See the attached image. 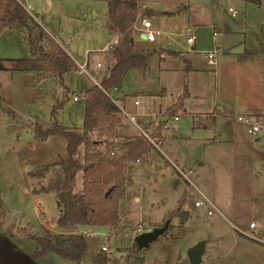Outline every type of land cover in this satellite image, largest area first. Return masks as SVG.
Segmentation results:
<instances>
[{"label":"rangeland","instance_id":"obj_1","mask_svg":"<svg viewBox=\"0 0 264 264\" xmlns=\"http://www.w3.org/2000/svg\"><path fill=\"white\" fill-rule=\"evenodd\" d=\"M26 1L28 6L32 5L30 9H36L37 0ZM142 1L154 9H178L162 18L157 14L144 15L150 20L152 30L161 29L159 34L154 32L155 40L175 50L178 56L173 53L174 56L162 57L159 53H166L165 50L156 51V60H152L145 75L148 82L144 81L143 85L163 90L154 88L160 94L149 101L147 109L146 97L138 90L142 80L137 70L128 71L118 93L112 88L113 96L125 110L130 109L128 103L136 97L138 108L151 113L156 122L165 118V128L162 125L159 138L152 136L155 144L147 143V157L128 164L124 195L118 202L119 222L111 228L83 226L97 238L99 245L105 244L106 253L121 264L134 243V235L161 224L164 216L180 201L188 217L178 223L176 215L172 216L164 234L138 248L135 255L140 263H224L236 253L233 236L244 237L236 228L246 229L249 219L264 222V161L259 156L264 155V139L252 138L245 125L235 119L238 97L241 101L250 96L264 105V53L260 51L264 43V0L257 3L138 0ZM191 5L192 10L187 9ZM228 8L234 10L232 15ZM139 19L137 22L135 18L136 26ZM194 21L200 25L196 31ZM187 25L193 34L190 43L186 41ZM132 31L137 32L135 28ZM23 35L24 30L20 29L0 32V229L12 234L21 244L25 230L54 233L65 227L67 231L78 227L54 226L60 211L55 191L40 189L57 166L49 165L48 175L43 178L32 175L47 162L65 156L64 139L58 133L34 139L31 127L35 121L44 126L53 120L61 126H81L82 90L92 82L77 66L76 70L64 72L60 82L53 76L37 79L33 70L15 69V58L28 55ZM211 46L217 50L212 56L213 63H208L203 51ZM179 56L191 57V68H186ZM238 56L251 58L240 62ZM73 57L77 61L83 59L79 55ZM103 70L104 65L98 77ZM62 88H67L66 97L52 115V106L61 99ZM72 93L76 94V100H71ZM175 102L178 104L173 109L171 104ZM163 110L165 115L161 113ZM119 111V130L129 134L118 137L120 134L117 136L115 132L111 139L122 144L126 137L133 136L131 133L138 132V127L151 131L148 124H141L142 127L136 124V129ZM171 112L177 115L176 120ZM205 113L207 116L201 117ZM137 117L140 118L136 114ZM149 117V114L141 116L144 122ZM75 155L81 160L80 145ZM80 183L78 171L74 189ZM34 198L38 199L40 207L35 205ZM195 199L201 200L197 206L193 205ZM198 240H205V251L197 263H192L186 249ZM33 244L28 240V246ZM209 252L213 256H208ZM135 255L129 256L128 264H136Z\"/></svg>","mask_w":264,"mask_h":264},{"label":"trees","instance_id":"obj_2","mask_svg":"<svg viewBox=\"0 0 264 264\" xmlns=\"http://www.w3.org/2000/svg\"><path fill=\"white\" fill-rule=\"evenodd\" d=\"M23 0H0V32L3 29L24 30L23 43L27 49V57L15 58L17 70H33L37 79L55 77L60 82L62 74L76 70L74 60L63 47L50 36L43 27L22 5ZM257 3L259 0H246ZM107 18L112 29L117 33V41L110 49V61L98 77L82 90L83 119L79 127L58 125L54 120L47 125L32 123L34 139H44L47 135L58 133L65 142V156L60 160L44 164L42 170L32 173L41 177L48 172L49 165L57 166L47 176V183L40 189L52 188L60 208L56 216L57 226L71 225H107L114 227L119 222L118 202L124 195V173L127 161H135L146 155L147 141L139 133L122 142V150L117 154H109L112 142L110 137L120 123L118 106L103 91L118 88L127 70L131 68L147 69V59L153 49H136L132 39L131 23L139 12L145 15L159 12L139 8L136 0H105ZM264 43L260 51L264 53ZM1 67V65H0ZM67 88H62L61 99L56 101L51 114L61 105L66 97ZM173 109L175 104L171 106ZM171 108V109H172ZM163 122L150 125V135L160 137ZM96 129L107 138L103 147L98 139L92 138L88 132ZM82 148V158L76 157L77 147ZM80 171L81 183L74 189L76 173ZM179 201L164 217L171 218L180 209ZM170 221V220H169ZM169 221L164 234L169 228ZM30 229V226L27 225ZM21 229H24L23 227ZM24 238L34 243L33 253L39 257L44 252L51 253L72 263L88 261L90 264H114L117 259L109 256L100 248L97 238L91 231L42 234L37 231H23ZM156 240V239H155ZM153 240V241H155ZM152 241V242H153ZM138 247L133 243L123 256L121 264H128L129 256L135 255ZM136 264H141L135 255Z\"/></svg>","mask_w":264,"mask_h":264},{"label":"crops","instance_id":"obj_3","mask_svg":"<svg viewBox=\"0 0 264 264\" xmlns=\"http://www.w3.org/2000/svg\"><path fill=\"white\" fill-rule=\"evenodd\" d=\"M33 1L35 0H32L31 3H33ZM136 2L139 8H146V9L148 8V9L158 11L159 14H157L156 16L160 18H162L166 14H171L175 12L176 10H178V9L176 10L154 9L152 6L147 7L143 1L140 3L138 2V0H136ZM35 4L37 5L35 7L36 9L32 10L30 9L32 5L28 6V1L26 0L22 1V5L25 7V9L30 14H32V16L35 18L36 21H38V23L43 27V29L63 47V49L68 53V55L74 60L75 64L86 61V64H88L89 66V70H91L92 65H93L92 60H95V61L100 60L101 66L104 65V68H105V66L110 61L109 56H110L111 48H108V47L113 45L112 42L115 39L117 40V33L112 29L108 21V18H107L105 0H37ZM192 8H193V5L188 6L187 9L192 10ZM144 15H145L144 13L139 12L136 16L137 22H138V19ZM193 26H194L193 27L194 30L196 31V29H199L200 27L199 22L194 21ZM206 26L207 25L205 24V27ZM188 27L189 26L187 25L185 28L187 29ZM155 30H157L156 33L159 34L161 29H155ZM131 34H132L133 44L136 49H143V50L153 49L154 50L152 55L149 56L147 59V69L142 70L140 68H131L127 70L124 75L125 77L128 71L130 70L139 71L138 73L141 75L142 83L138 85V90L139 92L142 93V95H144V97H146L145 108L147 109L149 105V101L154 96L160 94V92H156L154 88L158 89V91L159 89L163 90L162 87L148 88L149 85L148 86L143 85L144 81L145 83L148 82V80H146L145 78V75L151 66L152 60L153 59L156 60V56H155L156 51L158 49L165 50L166 53H159L162 57H164L165 55H170V54L171 56H174L172 55L173 53H176L178 56V53L175 50L167 49L166 47H164L162 43L158 41V39L155 40V37H153L152 40H147L144 38V36H142L140 33L139 34L136 33L135 31H132ZM208 49H212V46L210 48H207V50ZM76 55L83 56V59L81 61L75 60L73 56H76ZM177 56L175 55V57ZM179 57L183 58L186 68H191L189 65V62H191V59H192L191 57L189 56L187 57L179 56ZM100 58H103V60H101ZM237 58L238 60H241L240 62H246V61H249L251 57L250 56H238ZM118 90L119 89L116 88L115 91L118 93ZM118 97L121 98V96H118ZM134 99L137 100L136 103H133ZM181 102L182 101H179L178 103L181 104ZM178 103H176L175 105L177 106ZM138 104H139V100L136 97H133L131 104L128 103V106L130 108L129 110H125L123 106H120L123 109V111H125L126 113H133L134 117L137 114V116L140 117V118L137 117V119L135 118L136 120L135 122H133L134 124L133 125L131 123L132 121H130L127 118V116L122 112L123 116L130 121V122L127 121L128 123H130L132 126H134L137 129L136 124L138 125L148 124V127H150L151 123L156 124L159 122H163L164 128H165V118L156 122L155 119L152 117L153 115H151V113H147L146 110H142V109L140 110V107L138 108ZM173 104L174 103H172L171 106ZM235 104L238 106L237 113L264 114V105L259 102H256L250 96L245 97L241 101L238 97V99H236ZM166 107L164 108V110L166 109ZM134 108H136L138 111H135ZM164 110L163 112H161L162 114H164ZM133 111H135L136 113ZM148 114L150 115V117L147 119V121L144 122L141 116L148 115ZM171 114H173L172 115L173 119L176 120L177 115L172 112ZM174 115H176V118H174ZM119 127H120V123L117 126V129L115 130V132L117 133L116 134L117 136L118 134L121 135V136L119 135L118 137H123L129 134V133L126 134L123 131L121 132V130H119ZM164 128L162 130V137H164V134H163ZM138 133H139V130L138 132L131 133V134L135 135ZM126 139L128 138L126 137ZM148 153L149 151L147 152V154ZM259 156L264 161V155H259ZM146 160H148V158ZM56 161L57 160L53 162H56ZM53 162H47V164H50ZM130 162H134V161H129L128 163H126L127 165L125 168V172ZM171 163L173 167L177 169L176 164L173 162ZM50 166L53 167L52 165ZM177 170L179 171V169ZM187 170L190 171L191 169L189 168ZM44 175L47 176L48 172L45 173ZM41 178L43 177L41 176ZM124 181H125V173H124ZM79 187L80 186H78V188H76L75 190H78ZM24 190H25V193L28 192L27 189H24ZM35 190L36 189H34V191ZM3 198H6V196H3ZM33 200L35 202V205L37 207H40L38 199L34 198ZM180 208H183V207L180 206ZM175 217H177V214ZM187 217H188V213H187L186 218ZM251 220L255 222L256 230H264V222H261V221L259 222V221H256L255 219H249L248 222ZM248 222H247L246 229H243V230L248 229ZM178 223H181V222H178ZM54 226H57V224H55V221H54ZM73 226H78V227L70 231L65 230L66 229L65 227L63 230H58L57 232H54V233H42V234H55L58 232L70 233V232L88 231L87 228L84 227L83 225H73ZM239 229L241 228H236V230L239 233H241ZM244 237L246 236L244 235ZM244 237L233 236L232 243L237 244L236 253L233 257L229 258L227 261H225L224 263H220V264H264V245L248 237L246 238ZM28 240L29 239L27 238L21 239V241L25 245L24 246L23 244L15 240L12 234L8 233L5 230L0 229V264H77V263H72L59 256H56L55 254L48 252V251L44 252L41 256L37 257L33 253L34 244L32 246H28ZM204 251H205V240H203V250L201 254H203ZM208 256H213V253L209 252ZM78 264H90V263L88 261H85V262L78 263Z\"/></svg>","mask_w":264,"mask_h":264},{"label":"built area","instance_id":"obj_4","mask_svg":"<svg viewBox=\"0 0 264 264\" xmlns=\"http://www.w3.org/2000/svg\"><path fill=\"white\" fill-rule=\"evenodd\" d=\"M228 10L230 11L229 14L232 15L234 13V10L228 8ZM32 15V14H31ZM34 18V17H33ZM136 20H134L131 23V27L135 28L137 30L136 33H140V34H144V38L147 40H152L154 37V32H157V30H152L151 29V22L148 19V17H141L139 19V24L138 26H136L135 23ZM186 41L188 43L193 41V34L191 33L189 27L186 29ZM116 39L112 42V46H109L108 48H113L114 45L116 44ZM107 49V47H106ZM215 50H217V48L211 49V50H206L203 51L204 56L206 57V60L208 63H213V53L215 52ZM101 59V58H100ZM92 68L91 71L89 70V66L88 64H86V61H83L81 63H76L75 65L78 67V71H81L83 73H85L86 75H88V77L96 84L97 83V77H98V73L100 72V68H101V62L100 60H93L92 61ZM103 91L110 97V99L118 106L119 110H121L126 116L127 118L132 121L135 122V117L133 114L131 113H126L125 111H123V109L118 105L117 103V99L113 96V90L109 89V90H104ZM77 96L75 93H72L71 95V100H76ZM137 100H133V103H136ZM213 114V113H212ZM207 116V114H202L201 117ZM174 118H176V115H174ZM235 119L237 121H240L241 123H243L246 127V131L247 133H249L251 135L252 138L254 139H264V114H251V113H237L235 115ZM138 127V126H137ZM139 133L146 139L147 143H152L155 144L153 142V137L150 135L149 131H145L142 128H139ZM88 134L95 139H98L101 142V147H103L104 141L107 138L104 134H100L96 129H92L88 132ZM122 150V144L121 142H117L116 140L112 139V142L110 144V147L108 149L109 154H117ZM181 173L182 171L179 170ZM210 205L211 208H214L213 204L210 203L209 201H207ZM201 203L200 199H195L193 201V205H199ZM211 210L210 208H207V213H210ZM137 230L139 231L140 228L138 227ZM239 231L244 234L246 237L260 243L264 245V230H256V224L253 220L248 222V229L247 230H243V229H239ZM86 232V231H83ZM100 248L105 250L106 249V245L105 244H101ZM177 264H181V263H177Z\"/></svg>","mask_w":264,"mask_h":264},{"label":"water","instance_id":"obj_5","mask_svg":"<svg viewBox=\"0 0 264 264\" xmlns=\"http://www.w3.org/2000/svg\"><path fill=\"white\" fill-rule=\"evenodd\" d=\"M144 36V34H141ZM187 216V210L184 208H180L177 211V220L178 222L184 221ZM169 217H166L161 224L153 225L152 227L139 231L134 235V243L140 248L143 246H147L153 240L157 239V237L166 229ZM56 224V223H55ZM203 250V241L198 240L194 242L191 246L186 249V254L190 262L197 263L200 260V255Z\"/></svg>","mask_w":264,"mask_h":264}]
</instances>
